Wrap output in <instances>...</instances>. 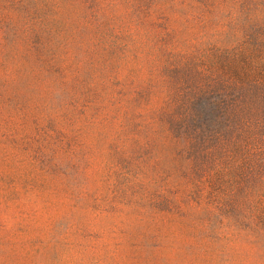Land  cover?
I'll list each match as a JSON object with an SVG mask.
<instances>
[{
    "label": "rangeland",
    "instance_id": "1",
    "mask_svg": "<svg viewBox=\"0 0 264 264\" xmlns=\"http://www.w3.org/2000/svg\"><path fill=\"white\" fill-rule=\"evenodd\" d=\"M0 264H264V0H0Z\"/></svg>",
    "mask_w": 264,
    "mask_h": 264
}]
</instances>
